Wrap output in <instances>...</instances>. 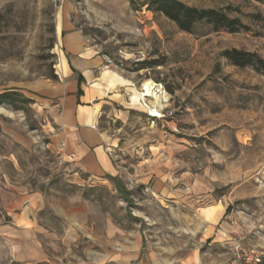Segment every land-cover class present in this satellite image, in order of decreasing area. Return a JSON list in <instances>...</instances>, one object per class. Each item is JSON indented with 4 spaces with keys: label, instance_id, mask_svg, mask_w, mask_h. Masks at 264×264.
Instances as JSON below:
<instances>
[{
    "label": "rangeland",
    "instance_id": "obj_1",
    "mask_svg": "<svg viewBox=\"0 0 264 264\" xmlns=\"http://www.w3.org/2000/svg\"><path fill=\"white\" fill-rule=\"evenodd\" d=\"M179 1L221 10L246 29L199 22L182 31L152 0H0V177L43 194L45 234L43 260L13 259L0 240V264H247L237 245L264 264V76L222 55L236 48L264 58V0ZM70 31L123 83L129 113L113 122L121 135L166 148L168 197L136 188L126 201L108 182H74L64 171L51 104ZM148 80L168 94L160 118L130 99Z\"/></svg>",
    "mask_w": 264,
    "mask_h": 264
},
{
    "label": "crops",
    "instance_id": "obj_2",
    "mask_svg": "<svg viewBox=\"0 0 264 264\" xmlns=\"http://www.w3.org/2000/svg\"><path fill=\"white\" fill-rule=\"evenodd\" d=\"M76 33L79 38L75 36L73 44L69 40L71 50H68L66 37ZM62 38L65 49L60 57L63 86L51 109L60 111L54 121L58 126L57 149L65 161L64 171L74 182H86V179L108 182L126 201L136 188L161 192L160 198L168 197L173 187L166 148L155 151L153 144L136 141L139 134L123 136L122 133H128L124 129L120 133L121 127L113 124L116 120L125 121L129 113L124 109L125 90L123 83L118 81L119 76L92 62L93 57L82 50V37L78 32L70 31ZM42 204L40 191L27 192L12 187L0 177V240L8 246L13 259H44L45 234L37 217ZM78 212L83 214L81 210ZM80 216L76 220L82 222ZM113 231L122 233L118 228ZM142 235L143 232H138L135 238L138 252L143 244ZM173 263L165 261L163 264ZM140 264L152 263L142 260ZM175 264L200 263L186 257Z\"/></svg>",
    "mask_w": 264,
    "mask_h": 264
},
{
    "label": "trees",
    "instance_id": "obj_3",
    "mask_svg": "<svg viewBox=\"0 0 264 264\" xmlns=\"http://www.w3.org/2000/svg\"><path fill=\"white\" fill-rule=\"evenodd\" d=\"M152 1L155 11L174 22L182 31L191 32L194 25L199 22L211 25L215 31L226 30L234 33L246 29L238 18H231L221 10L197 8L179 0ZM222 55L231 64L238 67H250L264 76V58L257 53L231 48L224 50Z\"/></svg>",
    "mask_w": 264,
    "mask_h": 264
},
{
    "label": "bare ground",
    "instance_id": "obj_4",
    "mask_svg": "<svg viewBox=\"0 0 264 264\" xmlns=\"http://www.w3.org/2000/svg\"><path fill=\"white\" fill-rule=\"evenodd\" d=\"M166 95L168 94H166L160 84L153 80H148L143 82L130 96L133 101L141 100L150 116L159 118L162 116L161 110L165 106V102L168 101Z\"/></svg>",
    "mask_w": 264,
    "mask_h": 264
},
{
    "label": "built area",
    "instance_id": "obj_5",
    "mask_svg": "<svg viewBox=\"0 0 264 264\" xmlns=\"http://www.w3.org/2000/svg\"><path fill=\"white\" fill-rule=\"evenodd\" d=\"M238 254L247 264H260L262 254L254 248H243L239 245L235 246Z\"/></svg>",
    "mask_w": 264,
    "mask_h": 264
}]
</instances>
